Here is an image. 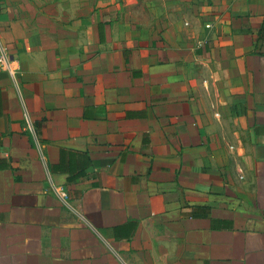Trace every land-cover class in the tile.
Returning <instances> with one entry per match:
<instances>
[{"label": "crops", "instance_id": "crops-1", "mask_svg": "<svg viewBox=\"0 0 264 264\" xmlns=\"http://www.w3.org/2000/svg\"><path fill=\"white\" fill-rule=\"evenodd\" d=\"M173 10L0 0V264H264V0Z\"/></svg>", "mask_w": 264, "mask_h": 264}, {"label": "rangeland", "instance_id": "rangeland-1", "mask_svg": "<svg viewBox=\"0 0 264 264\" xmlns=\"http://www.w3.org/2000/svg\"><path fill=\"white\" fill-rule=\"evenodd\" d=\"M76 6L106 5L112 6L117 12L118 19L131 21L135 27L145 30L148 35L152 32L159 18L171 15L177 17V7L180 0H66ZM173 10V11H172ZM157 32V27H154Z\"/></svg>", "mask_w": 264, "mask_h": 264}, {"label": "built area", "instance_id": "built-area-1", "mask_svg": "<svg viewBox=\"0 0 264 264\" xmlns=\"http://www.w3.org/2000/svg\"><path fill=\"white\" fill-rule=\"evenodd\" d=\"M185 25H187V23H185ZM0 69L10 77H14L18 73L16 62L4 46H0ZM57 193L63 199L66 197V191L63 189L57 190Z\"/></svg>", "mask_w": 264, "mask_h": 264}]
</instances>
